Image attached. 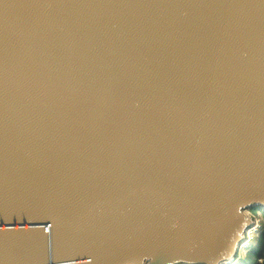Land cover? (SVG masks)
<instances>
[{
	"label": "water",
	"instance_id": "water-1",
	"mask_svg": "<svg viewBox=\"0 0 264 264\" xmlns=\"http://www.w3.org/2000/svg\"><path fill=\"white\" fill-rule=\"evenodd\" d=\"M264 211V0H0V264H225Z\"/></svg>",
	"mask_w": 264,
	"mask_h": 264
},
{
	"label": "built area",
	"instance_id": "built-area-1",
	"mask_svg": "<svg viewBox=\"0 0 264 264\" xmlns=\"http://www.w3.org/2000/svg\"><path fill=\"white\" fill-rule=\"evenodd\" d=\"M254 216H257V215L251 214V211L246 212V217L250 220L251 224H250L249 228L245 231L244 240L242 241V243H240V245L238 247L235 259L232 262L225 263V264H237L239 261H241L240 253L242 252V250H244V251L247 250V253L249 252L251 241L253 239L252 236L257 234L262 229L261 225L260 226H259V224L256 225V223L254 222L255 221Z\"/></svg>",
	"mask_w": 264,
	"mask_h": 264
},
{
	"label": "trees",
	"instance_id": "trees-1",
	"mask_svg": "<svg viewBox=\"0 0 264 264\" xmlns=\"http://www.w3.org/2000/svg\"><path fill=\"white\" fill-rule=\"evenodd\" d=\"M264 216V214H263ZM263 231L261 235L258 237L256 246L248 252L245 260L238 264H258V260H262L261 264H264V223L262 224Z\"/></svg>",
	"mask_w": 264,
	"mask_h": 264
},
{
	"label": "rangeland",
	"instance_id": "rangeland-1",
	"mask_svg": "<svg viewBox=\"0 0 264 264\" xmlns=\"http://www.w3.org/2000/svg\"><path fill=\"white\" fill-rule=\"evenodd\" d=\"M255 218V223H256V225H258L259 224V226L261 225L262 226V222H263V218H262V215L261 214H257V216H254ZM259 233H260V231L257 233V234H255V235H253L252 236V241H251V247L249 248V250L251 249V248H254L255 246H256V242H257V236L259 235ZM248 255V253H247V250L246 251H244V250H242V252L240 253V259H241V261H239L238 263H241V262H243L244 260H245V258H246V256ZM260 261V262H259ZM237 263V264H238ZM257 263L258 264H261L262 263V260H258L257 261Z\"/></svg>",
	"mask_w": 264,
	"mask_h": 264
},
{
	"label": "flooded vegetation",
	"instance_id": "flooded-vegetation-1",
	"mask_svg": "<svg viewBox=\"0 0 264 264\" xmlns=\"http://www.w3.org/2000/svg\"><path fill=\"white\" fill-rule=\"evenodd\" d=\"M261 214L262 215V218H263V222H262V224L264 223V216H263V214H264V211H261V210H259V209H252L251 210V214H254V215H257V214ZM263 231V226H262V229L260 230V233H259V235L257 236V240H258V237L261 235V232ZM257 243V242H256ZM251 247V246H250ZM253 248H251L250 250H252ZM250 250H249V252H250Z\"/></svg>",
	"mask_w": 264,
	"mask_h": 264
},
{
	"label": "bare ground",
	"instance_id": "bare-ground-1",
	"mask_svg": "<svg viewBox=\"0 0 264 264\" xmlns=\"http://www.w3.org/2000/svg\"><path fill=\"white\" fill-rule=\"evenodd\" d=\"M241 248H242V247H241ZM240 250H241V249H240ZM240 250H239V251H240ZM239 251H238V252H239ZM239 253H240V252H239Z\"/></svg>",
	"mask_w": 264,
	"mask_h": 264
}]
</instances>
